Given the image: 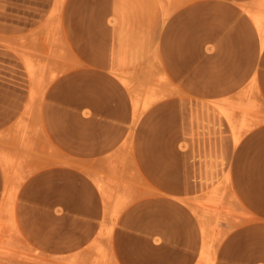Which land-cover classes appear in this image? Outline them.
<instances>
[{"label":"rangeland","instance_id":"rangeland-1","mask_svg":"<svg viewBox=\"0 0 264 264\" xmlns=\"http://www.w3.org/2000/svg\"><path fill=\"white\" fill-rule=\"evenodd\" d=\"M155 6L158 24L117 26L121 55L92 56L101 0H0V264H230L223 246L264 224V0ZM70 111L102 116L86 134L110 152L78 172L105 180L106 209L87 246L52 255L24 240L20 193L55 162L39 116Z\"/></svg>","mask_w":264,"mask_h":264},{"label":"crops","instance_id":"crops-1","mask_svg":"<svg viewBox=\"0 0 264 264\" xmlns=\"http://www.w3.org/2000/svg\"><path fill=\"white\" fill-rule=\"evenodd\" d=\"M101 9L100 15L88 18L89 23L103 26L100 30L103 35L101 42L93 40L87 48L92 51V56H117L121 54L111 51L131 47L125 40H119L123 29L117 26L159 23L155 0H101ZM257 22L260 23L259 20ZM188 44L184 42L183 49ZM82 110L88 109L84 107ZM84 111L50 117L53 123L49 121V124H46L44 116H39L51 136L55 162L47 165L39 156L37 175L26 178L22 183L18 216L24 240L30 247L52 255L67 254L87 246L99 231L105 214L103 191L99 187V184H105V180L100 182L79 176L78 168L79 160L88 159L86 154L110 152L109 142L104 147L101 140L93 148L86 134L88 124L101 120L102 116ZM58 122H64V125ZM79 130L85 133L80 140ZM41 144L39 142V155L43 151ZM158 147L161 149V146ZM165 162L168 167V161ZM13 183L12 177L0 172V209L8 195L4 193L10 191ZM245 232L247 234L237 236V240L232 236L223 246V258L230 264H264V224L247 226Z\"/></svg>","mask_w":264,"mask_h":264},{"label":"bare ground","instance_id":"bare-ground-1","mask_svg":"<svg viewBox=\"0 0 264 264\" xmlns=\"http://www.w3.org/2000/svg\"><path fill=\"white\" fill-rule=\"evenodd\" d=\"M62 6V5H61ZM56 9V8H55ZM57 12V11H56ZM37 93V92H36ZM211 250V249H210ZM212 252L211 253H213V250H211ZM209 255H212V254H209ZM214 259V258H213ZM205 260H206V258H205ZM211 260V259H210ZM206 264V263H205Z\"/></svg>","mask_w":264,"mask_h":264}]
</instances>
